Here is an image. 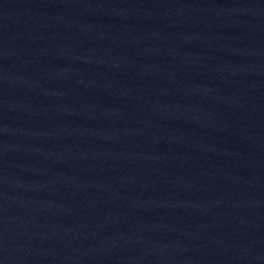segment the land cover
Segmentation results:
<instances>
[{
  "label": "water",
  "instance_id": "water-1",
  "mask_svg": "<svg viewBox=\"0 0 264 264\" xmlns=\"http://www.w3.org/2000/svg\"><path fill=\"white\" fill-rule=\"evenodd\" d=\"M0 264H264V0H0Z\"/></svg>",
  "mask_w": 264,
  "mask_h": 264
}]
</instances>
